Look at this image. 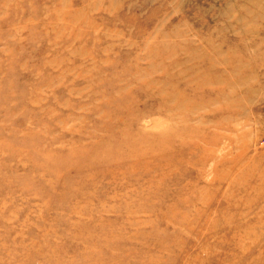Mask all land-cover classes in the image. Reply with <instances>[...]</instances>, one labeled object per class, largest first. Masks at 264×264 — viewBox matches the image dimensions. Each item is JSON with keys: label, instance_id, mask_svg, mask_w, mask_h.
I'll return each mask as SVG.
<instances>
[{"label": "rangeland", "instance_id": "rangeland-1", "mask_svg": "<svg viewBox=\"0 0 264 264\" xmlns=\"http://www.w3.org/2000/svg\"><path fill=\"white\" fill-rule=\"evenodd\" d=\"M0 264H264V0H0Z\"/></svg>", "mask_w": 264, "mask_h": 264}]
</instances>
